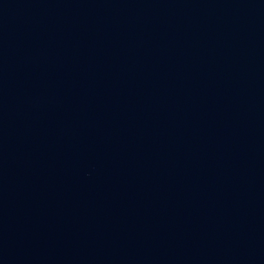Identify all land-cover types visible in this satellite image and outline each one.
<instances>
[{
    "label": "water",
    "instance_id": "obj_1",
    "mask_svg": "<svg viewBox=\"0 0 264 264\" xmlns=\"http://www.w3.org/2000/svg\"><path fill=\"white\" fill-rule=\"evenodd\" d=\"M0 264H264V0H0Z\"/></svg>",
    "mask_w": 264,
    "mask_h": 264
}]
</instances>
